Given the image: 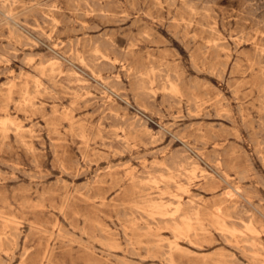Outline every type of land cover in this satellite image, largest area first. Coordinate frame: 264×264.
I'll use <instances>...</instances> for the list:
<instances>
[{"label": "rangeland", "instance_id": "1", "mask_svg": "<svg viewBox=\"0 0 264 264\" xmlns=\"http://www.w3.org/2000/svg\"><path fill=\"white\" fill-rule=\"evenodd\" d=\"M0 264H264V0H0Z\"/></svg>", "mask_w": 264, "mask_h": 264}, {"label": "bare ground", "instance_id": "2", "mask_svg": "<svg viewBox=\"0 0 264 264\" xmlns=\"http://www.w3.org/2000/svg\"><path fill=\"white\" fill-rule=\"evenodd\" d=\"M102 4V3H101ZM108 57V56H107ZM111 59V58H110ZM32 62V61H31ZM8 64V63H7ZM99 72V71H98ZM163 88V87H162ZM183 119V118H182ZM119 123V122H118ZM8 130V129H7ZM121 130V129H120ZM124 130V129H123ZM109 170V169H108ZM244 223V222H243ZM187 226V225H186ZM248 227V226H247ZM250 231V230H249ZM256 231V230H255ZM250 233V232H249ZM253 234V233H252ZM161 243V242H160ZM145 246V245H144ZM147 246V245H146ZM159 248V247H158ZM170 255V254H169Z\"/></svg>", "mask_w": 264, "mask_h": 264}]
</instances>
